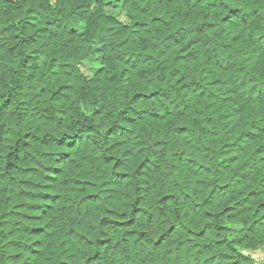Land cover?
I'll use <instances>...</instances> for the list:
<instances>
[{"label": "trees", "instance_id": "16d2710c", "mask_svg": "<svg viewBox=\"0 0 264 264\" xmlns=\"http://www.w3.org/2000/svg\"><path fill=\"white\" fill-rule=\"evenodd\" d=\"M0 264H264V0H0Z\"/></svg>", "mask_w": 264, "mask_h": 264}, {"label": "rangeland", "instance_id": "374dc122", "mask_svg": "<svg viewBox=\"0 0 264 264\" xmlns=\"http://www.w3.org/2000/svg\"><path fill=\"white\" fill-rule=\"evenodd\" d=\"M111 12L115 13L117 18L123 22V23H129V18L127 17L126 13H124L123 11H119L117 9H110ZM80 68L83 71V73H85L86 75H89L88 70H89V66L85 65V64H80Z\"/></svg>", "mask_w": 264, "mask_h": 264}]
</instances>
